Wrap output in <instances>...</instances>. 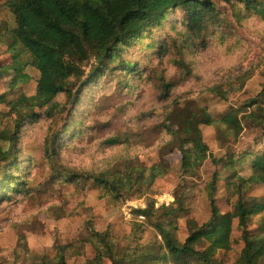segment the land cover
Here are the masks:
<instances>
[{"label":"rangeland","instance_id":"obj_1","mask_svg":"<svg viewBox=\"0 0 264 264\" xmlns=\"http://www.w3.org/2000/svg\"><path fill=\"white\" fill-rule=\"evenodd\" d=\"M4 1L0 0V34L12 24ZM215 3L225 19L217 27L226 36L214 31L205 37V46L197 39L194 46L183 48L181 58L190 69V75L178 82L167 101L159 97V77L163 75L166 79L176 80L184 75L181 66L170 62L179 58L172 42L179 45L186 34L179 32V23L175 29L171 28L179 14L167 16L160 25L152 28L151 41H164L165 45L171 46L165 58L161 59L154 48L139 50L146 39L139 45L129 46L123 57L139 63V72L126 78L129 87L122 86L124 72L119 70H106L90 83L88 72L95 67L91 59L83 66L85 74L72 88L78 100L66 104L64 95H58L57 101L63 105L64 112L52 119L36 108L34 92L38 72L30 65L29 55L19 48L8 50V39L3 38L0 60L9 68L0 80V93L9 91L7 101L16 99V110L10 112L5 103L0 104V130L11 131L16 117L32 112L38 116L20 127L13 145L20 164L18 172L24 168L28 170L25 182L29 192L0 201V264H33L44 255L52 258L60 243H71L67 264H88L94 256L90 243L84 242L89 227L98 231L108 229L118 238L119 245H123L126 243L124 236L132 228L131 223H139L143 229L139 243L150 245L161 238L151 222L165 225L182 242L187 235L188 218L192 217L198 226L209 218L210 206L204 184L216 167L207 158L197 176L184 180L179 171L177 150L160 149L169 137L159 131L157 125L163 118L165 106L173 99H192L205 106L215 119L233 107L245 108L246 112L253 109L249 100L258 94L264 71V19L252 15L238 21L231 17L229 6L217 0ZM261 3L264 4V0ZM20 69L19 73L28 76L27 81L19 82L11 89L20 79ZM244 73L248 75L244 87L231 93L227 100L207 90L218 82H223L222 88L228 89L230 86L226 81ZM259 101L264 104V96ZM66 126L67 130L63 131ZM242 126L236 140L221 138V141L215 126H200L202 140L213 157L231 153L236 159L234 168L226 172L218 168L220 175L215 196L217 206L223 212L230 209L228 201L234 199L233 188L225 187V176L234 171L248 176L254 157L264 153V132L249 121H243ZM76 128L81 130L78 135L73 134ZM117 134L129 135L130 142L115 146L106 143L109 137ZM46 148L54 149L56 155H47ZM121 155L130 157L128 164L131 167L149 166L164 159L170 168L155 180L146 194L130 195L116 203L110 197H102L97 183L85 176L103 168L105 160L111 156ZM65 170H75L82 176L70 184L50 179L53 172ZM179 194H183L184 204L173 214L160 216L157 213L148 217L143 213L150 206L153 209L175 206V197ZM249 195L257 200L264 199V185L254 186ZM260 216L250 218L249 229L258 226ZM231 241L229 250L217 253V258L226 264L238 258L243 246L236 220L232 224ZM101 264L110 263L103 259Z\"/></svg>","mask_w":264,"mask_h":264},{"label":"trees","instance_id":"obj_2","mask_svg":"<svg viewBox=\"0 0 264 264\" xmlns=\"http://www.w3.org/2000/svg\"><path fill=\"white\" fill-rule=\"evenodd\" d=\"M215 1L5 0L4 6L11 15L12 24L5 33L0 34V43L6 36L8 50L19 48L22 53L29 55L30 65L38 72L34 92L36 108L42 110V114L48 119H52L64 112L63 105L57 101L58 95H64L66 104L78 100L77 94L72 93V88L74 82L85 74L83 66L91 59L95 67L88 72L90 83L96 81L106 70H119L124 72L122 86L129 87L126 78L139 72L138 62L123 57V52L129 46L133 43L139 45L142 39H146L138 49L154 48L161 59L165 58L170 53L171 46L165 45L164 41H151L152 28L160 25L167 16L179 14L171 28L175 29V25L179 23V32L186 34L179 45L172 42L179 58L170 62L181 66L184 75L176 80L166 79L163 75L159 77V97L167 101L178 82L190 75V69L181 58L183 48L194 46L197 39L205 46V37L212 35L214 31L224 35L217 26L225 19ZM217 1L229 6L231 17L235 20L242 21L252 15H260L264 19L262 0ZM8 68L0 60V80L8 72ZM20 71L21 69L18 73ZM19 74V81L11 89L17 83L27 81V75ZM247 78L248 75L244 73L226 81L230 86L228 89H223V82H218L207 90L227 100L231 93L239 92L244 87ZM262 78L258 94L249 100L253 109L248 112L245 108L233 107L219 119H215L205 106H200L192 99H173L165 106L163 118L157 125L159 131L165 132L169 137L160 149L171 147V151L177 150L179 171L184 180L197 176L200 166L207 158L216 167L204 184L210 206L209 218L199 226L192 217L188 218L187 235L182 242L165 225L151 222L161 238L150 245L139 243L143 231L139 223H131L132 228L124 236L126 243L123 245H119L118 238L108 229L98 231L89 227V234L84 242L90 243L94 256L87 261L88 264H101L103 259H107L110 264H226L217 258V253L231 248L234 220L240 230L243 246L238 258L231 264H264V199L257 200L249 195L254 186L264 185V153L254 157L248 176L244 177L238 171L225 176V187L233 188L234 199L228 201L230 209L223 212L217 206L215 196L220 175L218 168L226 172L235 167L236 159L231 153L224 157H213L202 140L200 130L201 125H213L217 129L219 141L221 138L236 140L242 132V122L249 121L264 132V104L259 101L264 96V71ZM8 93L9 91L0 93V104L5 103L11 112L16 110V99L7 101ZM37 116L38 113L32 112L16 117L11 131L0 130V201L29 192L25 182L28 170L24 168L18 172L20 164L16 160L13 145L20 127ZM67 128L66 126L62 130ZM80 132L76 128L73 134L78 135ZM123 142H130L129 135L117 134L106 140L107 144L114 146ZM46 153L49 156L56 155L52 148H46ZM129 159L124 155L111 156L105 160L103 168L90 171V175L85 178L97 183L102 197H110L116 202L130 195L146 194L155 180L165 175L170 168V164L164 159L149 166L136 167L128 164ZM81 176L75 170H65L53 172L50 179L70 184L77 182ZM174 203L175 206L172 204L157 209L150 206L143 213L148 217L157 213L169 216L184 204L183 194L176 195ZM253 215H261L254 230L248 228ZM200 243L203 246H199ZM70 248L71 243H60L56 245L52 258L44 255L33 264H67Z\"/></svg>","mask_w":264,"mask_h":264}]
</instances>
